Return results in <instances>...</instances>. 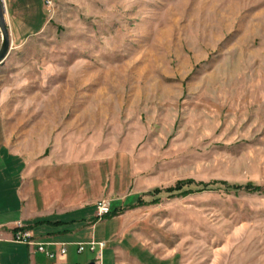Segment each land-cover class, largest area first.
I'll list each match as a JSON object with an SVG mask.
<instances>
[{"label": "rangeland", "instance_id": "1", "mask_svg": "<svg viewBox=\"0 0 264 264\" xmlns=\"http://www.w3.org/2000/svg\"><path fill=\"white\" fill-rule=\"evenodd\" d=\"M52 2L0 115L56 217L102 189L103 264H264V0ZM183 181L214 186L153 197Z\"/></svg>", "mask_w": 264, "mask_h": 264}, {"label": "crops", "instance_id": "2", "mask_svg": "<svg viewBox=\"0 0 264 264\" xmlns=\"http://www.w3.org/2000/svg\"><path fill=\"white\" fill-rule=\"evenodd\" d=\"M46 1H4L12 50L23 47L44 31L48 24ZM1 44L0 30V47ZM7 121L0 115V264H52L36 247L13 240L18 224L30 230L37 242L50 243L48 248L51 251L57 252L60 244H65L66 264L92 263L95 256L80 258L79 255L87 251L79 253L78 246L91 241L102 242V233L97 232L98 225L102 223V219L97 218V203L102 199V189L94 199L72 204L73 214L56 217L53 213L56 204L52 193L53 168L35 166L32 170L27 165L25 150L17 151L9 144L11 136L8 135L7 124L10 121Z\"/></svg>", "mask_w": 264, "mask_h": 264}, {"label": "built area", "instance_id": "3", "mask_svg": "<svg viewBox=\"0 0 264 264\" xmlns=\"http://www.w3.org/2000/svg\"><path fill=\"white\" fill-rule=\"evenodd\" d=\"M3 4L5 0H0ZM47 12H50L51 7H53L52 0L46 1ZM111 213L110 205L100 200L97 203V218L102 219V217L108 216ZM13 240L18 243L26 244L30 247H36L37 251L45 255L52 264H66L67 261V247L65 244H60L59 250L57 252L51 251L48 247L50 243L37 242L30 230H28L23 224H18L16 226V231L13 236ZM106 244L104 242L91 241L88 243H80L78 246V252L83 253L85 251L91 252L95 255L93 261L94 264H103V254ZM45 264V263H42Z\"/></svg>", "mask_w": 264, "mask_h": 264}, {"label": "trees", "instance_id": "4", "mask_svg": "<svg viewBox=\"0 0 264 264\" xmlns=\"http://www.w3.org/2000/svg\"><path fill=\"white\" fill-rule=\"evenodd\" d=\"M216 186H219V187H226L228 189H240L241 186L239 185H230V184H223V183H217L215 184ZM214 185H204V184H195L194 182L192 181H183L181 183H178V185L175 187V188H169V189H166L164 191H161V190H156L153 194L155 197L156 194H161V193H166V194H170V195H186V194H190V193H193V192H199V191H202L204 189H208L210 187H213ZM245 188L247 190H260L261 188H259L258 186H256L254 183H248ZM159 201V198H155L151 203H155V202H158ZM148 202H145V201H142L141 204H146ZM112 212L109 214L111 215ZM108 215V216H109Z\"/></svg>", "mask_w": 264, "mask_h": 264}, {"label": "water", "instance_id": "5", "mask_svg": "<svg viewBox=\"0 0 264 264\" xmlns=\"http://www.w3.org/2000/svg\"><path fill=\"white\" fill-rule=\"evenodd\" d=\"M0 30L2 33V44L0 47V66L3 65L12 49L9 31L5 21L4 4L0 1ZM90 264H94L93 262Z\"/></svg>", "mask_w": 264, "mask_h": 264}]
</instances>
